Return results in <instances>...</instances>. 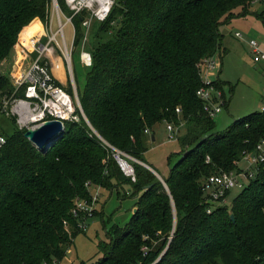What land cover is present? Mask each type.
Here are the masks:
<instances>
[{"label":"trees","instance_id":"obj_1","mask_svg":"<svg viewBox=\"0 0 264 264\" xmlns=\"http://www.w3.org/2000/svg\"><path fill=\"white\" fill-rule=\"evenodd\" d=\"M57 3L70 15L64 0ZM255 3L264 6V0H117L98 24L84 87L76 86L86 123L65 122L63 136L46 152L24 139L26 128L13 120L11 135L1 131L0 264H60L81 233L70 211L77 198L89 199L86 183L106 190L130 184L137 209L124 227L106 234L108 242L98 244L102 256L92 264H152L158 256L155 264H264V163L230 206L211 207L201 185L211 174L236 170L243 153H252L264 138V111L216 132L196 96L201 64L227 52L220 27ZM51 4L0 0V67L33 23L49 21ZM81 19H72L75 48ZM212 86L224 99L218 77ZM23 91L13 93L0 73L1 98H23ZM170 122L184 132L176 139L181 157L172 165L168 159L169 174L162 177L167 189L137 163L131 182L101 142L154 170L143 160L144 131L151 136L156 125Z\"/></svg>","mask_w":264,"mask_h":264},{"label":"rangeland","instance_id":"obj_2","mask_svg":"<svg viewBox=\"0 0 264 264\" xmlns=\"http://www.w3.org/2000/svg\"><path fill=\"white\" fill-rule=\"evenodd\" d=\"M56 5L58 6L57 2ZM55 7V3L52 0L50 6L52 30L50 35L58 29L57 14L54 12ZM249 11L244 16L232 17L228 23L220 27L223 38L222 46L226 48L227 52L222 55L221 60L217 57V66L211 74V79L215 80L218 77L222 83L224 102L227 104H222L218 114L213 117L216 123V132L224 131L235 119L261 111L264 108V6L255 3L252 4ZM262 12L263 16L261 19L258 15ZM62 22H65L64 17H62ZM42 25L44 27V24ZM91 26L86 46L84 48L73 47L72 49L70 75L67 63L63 64V60L58 58L59 55L51 59L54 72L62 78L61 84L63 87L67 91L69 89L72 91V86H74L77 97L78 91L76 86L79 91L83 89L87 72V68L83 66L79 56L83 50L89 51L94 46V41L96 40L94 38L97 33L98 24L92 23ZM43 33H46L45 27L41 29L38 21L33 23L21 36L18 42L19 45L12 51L10 57L1 65L0 73L8 76L11 82H14L16 78L14 75L27 68L28 50L30 49L29 44H27L28 40L31 38L38 39ZM235 33H239L240 38L235 37ZM72 35V27L69 24L64 25V39L69 49L72 45ZM56 39L59 43L63 44L60 35H57ZM250 40L257 42L262 53L261 55L252 53L249 44ZM18 62L22 63V65L18 66ZM56 66H58V71L55 69ZM13 89L15 90V86H13ZM18 90L20 89L15 90L13 93ZM14 97L16 96L12 95L8 98L0 97V130L6 136L13 133L14 126L20 129L14 116H6V113L10 112L9 100ZM11 120L14 121V126ZM26 127H31V125L27 124L22 128ZM183 132L184 130L182 129L177 135L182 136ZM153 134L156 140L154 143H150L148 138L145 144L147 150L143 155V160L160 173L158 175L161 179L162 177L167 178L169 174L168 159L171 157L169 165H172L181 157L179 153L180 145L176 139L169 140L167 138L168 132L166 131L165 123L156 125L153 128ZM115 187L112 190L100 189V196L93 216L87 220L86 230L76 235L74 243L66 251V257L60 264H92L102 256V253L99 252L98 244L108 242L106 234L109 233L111 228L115 225L124 227L129 222L136 204L133 188L130 184L126 183ZM239 192L240 189L238 188L230 190L224 201L221 204H214L213 207L221 205L230 206ZM140 251L146 254V247L141 246ZM159 258L160 256L152 264L157 263Z\"/></svg>","mask_w":264,"mask_h":264},{"label":"built area","instance_id":"obj_3","mask_svg":"<svg viewBox=\"0 0 264 264\" xmlns=\"http://www.w3.org/2000/svg\"><path fill=\"white\" fill-rule=\"evenodd\" d=\"M117 0H64L66 9L70 15L61 11L55 3L54 12L57 14L58 29L50 35L52 27L51 20L45 23L44 27L46 33L42 34L38 39H29V56L27 68L14 75L13 86L15 90L23 89L24 96L14 97L9 100V113L6 116L12 115L17 119V124L20 130L24 129L25 125L29 124L32 129H37L41 124L47 121H60L65 127V122L78 123L81 119L86 123L82 108L80 107L77 92L72 86V94L61 84L62 78L54 72L51 64V59L59 55V59L63 60V64L67 63L68 72L70 75L71 66V52L74 47V38L76 34L75 26H73L72 19L75 16H81V28L83 29V36L80 40L78 48H84L87 44L88 32L91 29L92 23L101 24L106 21L112 12ZM64 17L65 22H62ZM69 24L73 29L72 45L69 49L64 39V25ZM60 35L63 44L56 39ZM235 37L240 38L239 33L234 34ZM252 53L261 55V50L256 41H249ZM217 57L206 59L201 64L199 71H201L202 84L201 88L196 92V96L205 104V110L208 115L213 118L220 111V106L224 104L222 92L212 86L213 81L211 74L217 66ZM79 58L85 68L92 63V58L89 51L83 50ZM18 66L22 63L18 62ZM66 66V65H65ZM56 66V70H57ZM66 70V68H65ZM58 71V70H57ZM59 73V72H58ZM67 74V73H66ZM14 90V91H15ZM264 111V108L261 110ZM175 112L179 115L181 113L179 108ZM167 138L169 140L177 139V134L182 128V124L175 126L172 122L165 123ZM95 134V133H94ZM145 135H150L148 130L144 131ZM99 140H101L98 137ZM102 145L108 148L111 155L119 169L131 182H135V171L132 163H138L134 158L125 152H121L107 142L101 140ZM6 144V139L0 130V149ZM209 162V157H206V163ZM264 163V138L259 140L252 153H243L241 159L236 162V170L220 171L218 174H211L202 182V193L206 201L213 207L214 204H221L224 201L226 192L232 189L242 190L247 186V183L252 180L255 174L259 171L260 166ZM89 191V199L77 198L74 207L70 213L72 217L78 222L77 228L84 232L87 227V220L92 218L96 203L100 196V187L92 183L85 184ZM209 207L207 212L212 209ZM66 231L69 230V225L63 221Z\"/></svg>","mask_w":264,"mask_h":264},{"label":"water","instance_id":"obj_4","mask_svg":"<svg viewBox=\"0 0 264 264\" xmlns=\"http://www.w3.org/2000/svg\"><path fill=\"white\" fill-rule=\"evenodd\" d=\"M57 2L56 0H54ZM64 126L61 124L60 121H47L40 125L37 129L27 128L24 132V139H27L39 152H46L50 147L55 145L57 141L63 136L64 134ZM151 138L153 136L151 135ZM154 139V138H153ZM146 169L151 171L159 181L165 186L164 181L159 177V175L151 170L148 166L143 164L142 162H138ZM167 189V186H165ZM137 209L133 210V214L136 212ZM232 221H234V216L230 215ZM164 254V253H163ZM162 254V255H163ZM161 255V256H162Z\"/></svg>","mask_w":264,"mask_h":264},{"label":"crops","instance_id":"obj_5","mask_svg":"<svg viewBox=\"0 0 264 264\" xmlns=\"http://www.w3.org/2000/svg\"><path fill=\"white\" fill-rule=\"evenodd\" d=\"M50 17H51V16H50ZM38 25L40 26V28H41V29H43V28H44V27H43V25H42L41 23H38ZM223 48L226 50V48H225V47H223ZM226 51H227V50H226ZM151 135L153 136V138H154V139H153V138H151V136H150V137H148L149 135H147L146 137H144V138H145V140H146V143H147V140H148V138H149V140H148V141H149L150 143H152V142L154 143V141L156 140V138L154 137V134L152 133ZM157 174H158V173H157ZM134 209H135V208H134ZM132 214H133V212H132Z\"/></svg>","mask_w":264,"mask_h":264}]
</instances>
